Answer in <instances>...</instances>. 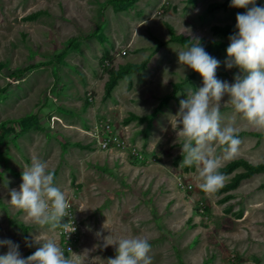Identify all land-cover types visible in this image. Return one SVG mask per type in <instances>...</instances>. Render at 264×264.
<instances>
[{"label": "rangeland", "instance_id": "1", "mask_svg": "<svg viewBox=\"0 0 264 264\" xmlns=\"http://www.w3.org/2000/svg\"><path fill=\"white\" fill-rule=\"evenodd\" d=\"M213 3L226 7L209 11ZM245 12L231 0H0V134L8 131L0 143V241L19 244L27 258L52 239L76 264H107L117 255V245L108 244L141 236L153 264H264V172L208 194L195 166L181 165L180 101L203 87V78L179 64L176 51L185 46L170 42L167 28L200 43L230 44L212 28L236 27ZM216 59L219 80L232 84L243 75L226 66V50ZM144 61L143 71L120 79L104 98L109 70ZM175 83L182 85L174 98L162 103ZM131 113L137 117L127 124ZM221 113L225 124L234 118L242 140L232 160L264 163V131L231 105ZM98 121L113 124L142 158L94 147L86 131ZM34 158L55 171L71 204L63 222L71 219L75 232L41 228L10 204ZM7 252L0 246V255Z\"/></svg>", "mask_w": 264, "mask_h": 264}, {"label": "clouds", "instance_id": "2", "mask_svg": "<svg viewBox=\"0 0 264 264\" xmlns=\"http://www.w3.org/2000/svg\"><path fill=\"white\" fill-rule=\"evenodd\" d=\"M231 6L246 9L245 13L237 14L238 31L229 37L226 49V66L237 67L243 73L235 77L234 83L217 78L220 62L201 46L199 38L191 37L182 50L176 51L179 64L203 78V87L189 90L187 99L180 101L177 124L182 125L178 131V137L183 138L181 165L195 166L202 181L199 187L208 194L224 187L222 162L236 158L242 144L234 118L225 124L222 106L231 105L250 126L264 131V6H256V0H231ZM185 33L191 35L190 30ZM226 95L229 100L222 104ZM22 181L19 191L10 192L11 205L41 228L75 232L71 219L63 222L72 216L71 204L57 186L55 171L46 161L34 158L24 168ZM36 241L41 242L37 238ZM108 245H117V255L109 258L107 264H153L151 245L146 238L126 237ZM0 246L8 247V252L0 255V264H76L52 239L44 238L42 247L27 258L21 256L19 244L11 240L0 241Z\"/></svg>", "mask_w": 264, "mask_h": 264}, {"label": "trees", "instance_id": "3", "mask_svg": "<svg viewBox=\"0 0 264 264\" xmlns=\"http://www.w3.org/2000/svg\"><path fill=\"white\" fill-rule=\"evenodd\" d=\"M121 1L126 2L128 0H121ZM256 6H261V4L259 3L258 0H256ZM123 7L125 8L126 6H123ZM224 7H226L225 3H223V4L213 3V4L208 6V10L214 11L216 9L224 8ZM249 7H251V5ZM38 15H39L38 13H35L32 16H28V18H36V17H38ZM167 28H168V31L170 33V38H169L170 42H176V43H180V44L186 46V44L189 41L188 38H186L182 35H176L173 31V27L169 24H167ZM212 31L214 34H220L222 36L229 38L231 35L235 34L238 30L234 26H228V25L218 26V25H216L212 28ZM201 46L204 47V49L211 56H213L214 58H217L218 55L222 51H225L227 49L229 44L226 42H223V41H210V42H206V43L201 42ZM147 64H148V61H144L140 64L127 63V64L120 65L117 69L109 70L108 71V74H109L108 80L104 84V98L108 99L111 97L112 91L118 85V81L120 79H122L125 76L130 75L132 73L143 71L146 68ZM21 73L22 72H20V74ZM194 73H195V71H194ZM181 85L182 84H178V83L173 84L172 94H170L169 96L164 98L161 102L165 104L168 102V100L173 99L176 91L180 88ZM156 113H157V111L155 110L153 113L150 114V116H148L150 122L155 118ZM136 117L137 116L135 114L131 113V114H129L128 117H126L124 119V122L128 124L129 122H131ZM19 121L24 124L26 120L21 119V120H18V122ZM7 133H8V131H6L4 134H0V143L3 141L4 137H6ZM238 168H242L243 171L235 173V175L231 178V180L228 183H225L224 187L221 188L216 193H223V192H228V191H231L233 189H236L242 180L250 178L254 174L264 172V163L254 165V164H251L242 158L235 159V160L228 162L226 165L222 166L220 168V172L223 173L225 176H228L229 174H231L232 172H234ZM201 191L204 192L203 190H201Z\"/></svg>", "mask_w": 264, "mask_h": 264}, {"label": "built area", "instance_id": "4", "mask_svg": "<svg viewBox=\"0 0 264 264\" xmlns=\"http://www.w3.org/2000/svg\"><path fill=\"white\" fill-rule=\"evenodd\" d=\"M125 55V51H121L115 57H121ZM105 65H109L106 61ZM90 95V94H89ZM91 99V98H89ZM94 147L104 151L116 150L117 152L125 153L128 158L132 160H139L142 158V150L137 146H132V143L122 136L116 130V127L110 122L98 121L95 123L91 131H86ZM96 143V144H95Z\"/></svg>", "mask_w": 264, "mask_h": 264}, {"label": "crops", "instance_id": "5", "mask_svg": "<svg viewBox=\"0 0 264 264\" xmlns=\"http://www.w3.org/2000/svg\"><path fill=\"white\" fill-rule=\"evenodd\" d=\"M118 58H121V57H118ZM117 87V86H116Z\"/></svg>", "mask_w": 264, "mask_h": 264}]
</instances>
